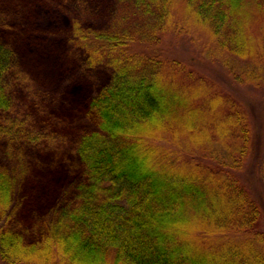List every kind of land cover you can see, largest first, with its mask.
<instances>
[{"label": "trees", "instance_id": "16d2710c", "mask_svg": "<svg viewBox=\"0 0 264 264\" xmlns=\"http://www.w3.org/2000/svg\"><path fill=\"white\" fill-rule=\"evenodd\" d=\"M102 1L0 0V264H264L233 86L264 88V0ZM191 34L229 82L164 52Z\"/></svg>", "mask_w": 264, "mask_h": 264}, {"label": "rangeland", "instance_id": "374dc122", "mask_svg": "<svg viewBox=\"0 0 264 264\" xmlns=\"http://www.w3.org/2000/svg\"><path fill=\"white\" fill-rule=\"evenodd\" d=\"M125 2L118 4L115 0H103L96 7L90 9H96L98 13L92 12V16L84 15L83 21L86 25L104 29L119 20L117 22L118 27L126 28L125 30H128L127 28L132 29L134 27V17L129 13L131 10L129 1ZM122 8L128 10V14H124ZM251 16L254 20L251 21L249 28L252 34H257L261 27L259 14L252 9ZM186 38L188 40L189 38L193 39L194 43L190 40L189 42L183 41L180 43L181 46L179 47L182 52L178 51L172 43H169L163 49L164 52L185 62H192L194 68L201 74L216 78L220 76L222 80L229 82L227 71L218 66V60L215 59L218 55L215 54L213 48L205 44L202 35L191 34ZM233 86L237 89L235 95L243 99L242 102L249 116H253L254 133L253 152L248 156L247 165L244 169L237 173L239 178L251 188L255 199L259 202L263 213L262 226L264 227V88L258 89L250 85L240 86L237 84ZM254 108L256 109L255 113Z\"/></svg>", "mask_w": 264, "mask_h": 264}]
</instances>
